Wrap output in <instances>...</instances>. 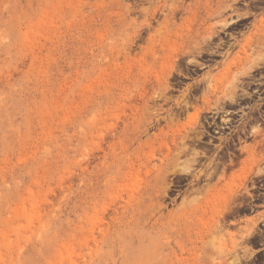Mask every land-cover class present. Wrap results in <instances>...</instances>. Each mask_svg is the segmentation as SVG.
<instances>
[{
  "label": "rangeland",
  "instance_id": "obj_1",
  "mask_svg": "<svg viewBox=\"0 0 264 264\" xmlns=\"http://www.w3.org/2000/svg\"><path fill=\"white\" fill-rule=\"evenodd\" d=\"M179 9L0 0V264L258 263L264 212L232 228L233 196L167 205L186 127L174 82L228 24L167 18Z\"/></svg>",
  "mask_w": 264,
  "mask_h": 264
},
{
  "label": "flooded vegetation",
  "instance_id": "obj_2",
  "mask_svg": "<svg viewBox=\"0 0 264 264\" xmlns=\"http://www.w3.org/2000/svg\"><path fill=\"white\" fill-rule=\"evenodd\" d=\"M163 1L172 5V0ZM175 1L180 9L167 18L226 20L228 24L215 30L211 46L200 55L201 61L174 82L172 89L181 101L178 115L186 127L181 143L182 170L179 177L171 178L167 205L207 197H213L206 199L210 202L228 200V205L233 196L236 199L224 225L239 228L247 218L264 212V37L259 45L249 44L254 34H264L259 31L264 25V0ZM147 2L162 0H137L138 4ZM192 11L197 13H188ZM165 15L157 20L165 19ZM252 48L262 50L258 65H234V69L243 67L236 78L208 76L225 68L227 65L222 64L238 52ZM191 116L195 123L188 125ZM261 231L253 242L262 247L257 264H264Z\"/></svg>",
  "mask_w": 264,
  "mask_h": 264
},
{
  "label": "bare ground",
  "instance_id": "obj_3",
  "mask_svg": "<svg viewBox=\"0 0 264 264\" xmlns=\"http://www.w3.org/2000/svg\"><path fill=\"white\" fill-rule=\"evenodd\" d=\"M232 264H236V263L233 262Z\"/></svg>",
  "mask_w": 264,
  "mask_h": 264
}]
</instances>
